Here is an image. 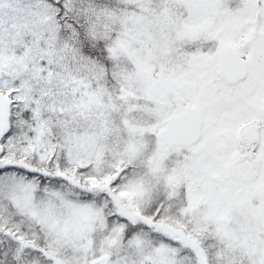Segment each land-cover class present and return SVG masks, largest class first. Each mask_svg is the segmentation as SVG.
<instances>
[{"label": "snow or ice", "instance_id": "1", "mask_svg": "<svg viewBox=\"0 0 264 264\" xmlns=\"http://www.w3.org/2000/svg\"><path fill=\"white\" fill-rule=\"evenodd\" d=\"M0 264H264V0H0Z\"/></svg>", "mask_w": 264, "mask_h": 264}]
</instances>
